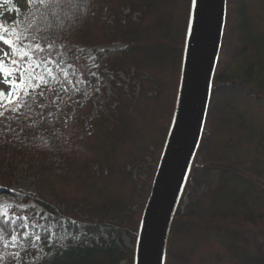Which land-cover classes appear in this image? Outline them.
<instances>
[{
	"label": "trees",
	"instance_id": "16d2710c",
	"mask_svg": "<svg viewBox=\"0 0 264 264\" xmlns=\"http://www.w3.org/2000/svg\"><path fill=\"white\" fill-rule=\"evenodd\" d=\"M0 1L8 27L24 32L30 22L41 30L25 33V43L35 36L45 49L38 57L52 43V64L72 66L90 90L83 98L75 83L49 115L44 109L37 133L23 124L0 138V150L31 163L36 190L9 192L12 170L4 171L0 154L2 193L64 220L60 232L56 224L52 234L39 231L34 239L19 219L29 213H0V226L8 222L0 264H134V248L91 237L103 242L104 228L137 238L138 210L173 118L192 0H76L77 7L57 16L41 15L35 3L22 10L14 0ZM83 47L92 50L91 59ZM263 112L264 0H226L206 119L186 179L187 201L178 203L169 229L165 264H264ZM134 168H146V177L135 178ZM135 198L142 202L131 212ZM9 232L18 235V246H4Z\"/></svg>",
	"mask_w": 264,
	"mask_h": 264
},
{
	"label": "water",
	"instance_id": "95a60500",
	"mask_svg": "<svg viewBox=\"0 0 264 264\" xmlns=\"http://www.w3.org/2000/svg\"><path fill=\"white\" fill-rule=\"evenodd\" d=\"M225 12L226 0H192L175 110L140 219L134 264H164L171 222L206 119Z\"/></svg>",
	"mask_w": 264,
	"mask_h": 264
},
{
	"label": "rangeland",
	"instance_id": "374dc122",
	"mask_svg": "<svg viewBox=\"0 0 264 264\" xmlns=\"http://www.w3.org/2000/svg\"><path fill=\"white\" fill-rule=\"evenodd\" d=\"M16 5L21 7L22 10H26L28 8H32L34 3H30L29 0H14ZM2 3V1H0ZM0 47L4 48L5 51H8V47L0 43ZM121 47L120 44H113L109 47H105L108 49H115ZM84 53L87 59H91L93 57L92 50L89 47H83ZM102 49V48H98ZM31 63V62H30ZM27 63H21V68H27ZM6 67H11L10 64L5 65ZM51 69V75H49L45 70L40 71L39 68L35 69L36 76H43L44 83L35 77L33 78L32 83L37 85L34 89H29L30 95L25 98L21 95V100L24 102V106L20 107L18 111L13 112L9 110V105L7 104V96L4 97V106L0 108V111L4 113L3 116H0V138L1 140L8 132H19L22 128L23 124H25L31 131L34 133L38 132L36 128L37 120L43 114L44 109H46V114H50V105H54L57 107L60 102L71 94L73 90L74 84H78L82 92L83 98H86L89 94V85L85 83L79 76L77 72H75L74 68L70 65L65 68H60L55 64H49L47 66ZM96 82L100 85L104 84L106 86V91L109 92L107 82H102L101 79L94 74ZM15 78V77H12ZM7 85L3 83V74L0 73V89L7 90ZM98 92V102L102 103L103 99L101 97L100 90L97 89ZM43 93V95H41ZM96 98V99H97ZM260 114V113H259ZM264 115V112H263ZM2 142V141H1ZM0 154L4 157V171L12 170V179L9 192L14 190H21L23 192L35 194V177L32 175L31 170L28 168L30 166V162H28L27 158H21L19 155L15 154L8 150V148L2 147L0 150ZM52 162L54 159H49ZM149 161V160H148ZM56 165V163H55ZM139 168V167H138ZM134 168L133 176L137 179H144L147 175V169L145 168L142 172L140 169ZM1 179V178H0ZM186 184V182H185ZM5 186L2 181H0V213L5 217H13V210H25L29 213V219L26 216L19 217L21 221V228H23V233L32 236L36 239V235L39 231H48L50 234L53 233V228L56 224H60L58 232L62 230V226H64V220L61 218H56L50 215L48 212L43 210L40 206L34 204L33 202H29L28 204H23L19 200L14 199L12 196L5 195L2 192L4 191ZM151 190V189H150ZM185 191V192H184ZM142 196L146 194V192H139ZM150 193V192H149ZM186 190L185 185L181 192L178 203H182L184 205L186 203ZM141 198V196H140ZM138 198L134 199L133 204L131 205L130 211L134 212L137 210V207L141 204ZM178 206V205H177ZM145 207V206H144ZM177 209V208H176ZM140 210V209H139ZM138 212L143 213L142 209ZM144 210V209H143ZM137 212V213H138ZM138 213V214H139ZM131 213H128L129 215ZM139 214V217H140ZM135 220V217H133ZM132 220V218H131ZM130 223V220L128 221ZM100 236L102 237V241H99L96 237H91L94 243L109 244L111 241L118 245H123L125 247L135 248L136 239L133 240L131 237L124 233H120L118 235L117 231H112L110 234L107 233V229H100ZM133 241V243H132ZM86 244H89L88 241H85ZM166 249V247H165ZM165 257V255H164ZM165 264V263H164Z\"/></svg>",
	"mask_w": 264,
	"mask_h": 264
},
{
	"label": "snow or ice",
	"instance_id": "6c2138e0",
	"mask_svg": "<svg viewBox=\"0 0 264 264\" xmlns=\"http://www.w3.org/2000/svg\"><path fill=\"white\" fill-rule=\"evenodd\" d=\"M30 3L37 5L36 11L40 12L41 15L51 14L57 16V10H63L64 8H75L77 7L76 0H29ZM196 0H193L195 4ZM34 15V13H33ZM36 28V34L41 31L37 26L32 25L30 22L25 27L24 32H21L15 25L8 27L6 21L0 19V42L8 47V51L0 47V73L3 74V83L8 87L7 90L0 89V108L4 106V97L7 96V104L10 106L9 110L16 112L22 106L24 102L21 100V95L27 98L30 95L28 91L30 88L34 89L37 85L32 83L33 78L47 83L44 81L43 76H36L35 69L44 67L45 71L51 75V69L47 67L48 64L52 63L51 55L53 51V44L48 45V55L46 57H38L36 54L44 52L43 46L35 41L33 36L32 43H25L29 39L25 33L32 31ZM27 58V60L25 59ZM27 68H21L22 62L27 63ZM10 64L11 67L5 65ZM15 77V78H12ZM43 95V93H41ZM4 113L0 111V116ZM8 222L5 221L4 226H0V240L3 239V235L7 230ZM13 232L15 229L12 230ZM11 239L5 243V247H16L19 244L18 235H12L8 233ZM27 241H31V237L25 238ZM39 239V237H37ZM145 251L149 248V242L144 243ZM14 258H16L14 256ZM2 259V257H0Z\"/></svg>",
	"mask_w": 264,
	"mask_h": 264
},
{
	"label": "bare ground",
	"instance_id": "6f19581e",
	"mask_svg": "<svg viewBox=\"0 0 264 264\" xmlns=\"http://www.w3.org/2000/svg\"><path fill=\"white\" fill-rule=\"evenodd\" d=\"M226 13V12H225ZM226 16V15H225ZM225 25V24H224ZM224 31V30H223ZM223 37V36H222ZM221 43H222V40H221ZM180 81V80H179ZM175 110V109H174Z\"/></svg>",
	"mask_w": 264,
	"mask_h": 264
}]
</instances>
